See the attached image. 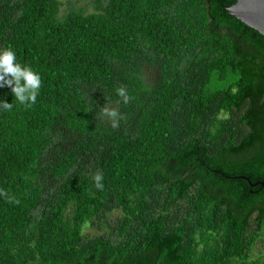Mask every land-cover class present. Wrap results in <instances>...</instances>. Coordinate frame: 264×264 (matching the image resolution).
<instances>
[{
  "label": "trees",
  "instance_id": "obj_1",
  "mask_svg": "<svg viewBox=\"0 0 264 264\" xmlns=\"http://www.w3.org/2000/svg\"><path fill=\"white\" fill-rule=\"evenodd\" d=\"M235 1L0 0V50L43 82L31 108L0 88V264H264L239 177L264 179V36Z\"/></svg>",
  "mask_w": 264,
  "mask_h": 264
},
{
  "label": "clouds",
  "instance_id": "obj_2",
  "mask_svg": "<svg viewBox=\"0 0 264 264\" xmlns=\"http://www.w3.org/2000/svg\"><path fill=\"white\" fill-rule=\"evenodd\" d=\"M42 83L41 76L36 71L17 62L16 54L11 48L0 50V88L9 87L19 105L25 108L33 107L37 96L40 94ZM116 93L120 97L117 104L127 105L132 100L127 88L124 86L118 87ZM12 108L13 103L0 101V110L11 111ZM100 118L107 119L113 129L119 128L120 121L125 119L118 107H111L109 104H105L100 108ZM92 179L98 190L104 189L103 173L97 172ZM0 197H4L6 202L11 204L20 203L14 195H10L4 189H0Z\"/></svg>",
  "mask_w": 264,
  "mask_h": 264
},
{
  "label": "water",
  "instance_id": "obj_3",
  "mask_svg": "<svg viewBox=\"0 0 264 264\" xmlns=\"http://www.w3.org/2000/svg\"><path fill=\"white\" fill-rule=\"evenodd\" d=\"M226 10L230 15L240 19L264 36V0H236L226 7ZM239 177L246 179L251 185L264 186V179L252 183L246 176L240 175Z\"/></svg>",
  "mask_w": 264,
  "mask_h": 264
},
{
  "label": "rangeland",
  "instance_id": "obj_4",
  "mask_svg": "<svg viewBox=\"0 0 264 264\" xmlns=\"http://www.w3.org/2000/svg\"><path fill=\"white\" fill-rule=\"evenodd\" d=\"M60 1L62 3L61 11H64L65 9L68 8V5H72V4L74 5L75 8L83 7L86 13L95 11V9L90 4V0H60ZM85 231L88 232L89 234H95L96 232L93 228H89V227H85ZM261 236L262 238L264 237V227ZM261 250H263L262 252L264 253L263 244L261 243V241H258L254 248V257L260 254Z\"/></svg>",
  "mask_w": 264,
  "mask_h": 264
}]
</instances>
